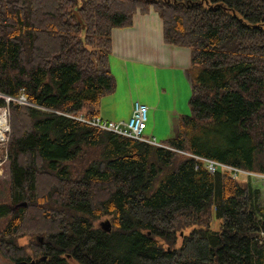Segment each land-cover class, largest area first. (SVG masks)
Here are the masks:
<instances>
[{"label":"trees","instance_id":"obj_1","mask_svg":"<svg viewBox=\"0 0 264 264\" xmlns=\"http://www.w3.org/2000/svg\"><path fill=\"white\" fill-rule=\"evenodd\" d=\"M150 9L194 73L190 115L163 144L264 173V0H0V93L36 106L8 107L0 219L14 264L29 263L16 240L37 224L35 264H264L259 187L70 118L97 116L115 89L112 30ZM102 216L110 232L95 225Z\"/></svg>","mask_w":264,"mask_h":264},{"label":"crops","instance_id":"obj_2","mask_svg":"<svg viewBox=\"0 0 264 264\" xmlns=\"http://www.w3.org/2000/svg\"><path fill=\"white\" fill-rule=\"evenodd\" d=\"M108 64L115 89L100 99L97 116L127 121L139 102L149 107L145 138L163 143L174 137L178 117L189 115L191 56L187 48L165 44L154 10L136 13L131 26L112 30Z\"/></svg>","mask_w":264,"mask_h":264},{"label":"rangeland","instance_id":"obj_3","mask_svg":"<svg viewBox=\"0 0 264 264\" xmlns=\"http://www.w3.org/2000/svg\"><path fill=\"white\" fill-rule=\"evenodd\" d=\"M192 74L194 75L193 72H190V78L192 76ZM11 96H8L6 94L0 93V99H2L4 102H9V104H16V103H12L10 101V99H20L21 97H23L26 101V98L23 94V92H20L18 94V98H10ZM28 102V101H27ZM9 104H6L5 107H2L0 109H3L4 114H6V125H7V130L4 132L3 134V138L0 140V203H5L7 204L9 201V182H10V178H11V167H10V163L8 160V154H7V147H6V143L8 140V133H9V116H8V107ZM28 106L31 107H36L35 105L31 104L30 102H28ZM46 112H49L46 109H43ZM190 115V114H189ZM84 116V115H81ZM73 116H70V118ZM143 136L145 137L146 135L143 133ZM148 139V138H146ZM157 142V141H156ZM160 143V142H159ZM147 144V143H146ZM161 145L165 146L163 143H160ZM166 147V146H165ZM162 148V147H161ZM190 154V153H188ZM193 156H197L194 154H191ZM189 157V156H186ZM200 157V156H197ZM192 158L195 162L200 163L203 166V162L200 159L194 158V157H189ZM202 158V157H200ZM206 159V158H204ZM254 172V171H253ZM259 173V172H257ZM264 174V173H263ZM245 180V177L243 176H238L237 180ZM248 183H251L254 186H257L260 188V185L255 182H252L249 178L246 180ZM263 193V192H262ZM264 194V193H263ZM40 201L38 202V204L35 202V205H39ZM22 204V203H21ZM20 203H18L16 205V207H12V209L15 211L16 209H27L26 206V202H24L23 205H21ZM104 222H109L110 227L112 223V220H110L109 217L107 216H102L100 217L96 222L95 225L97 227H101V224ZM9 223V220H7V218H2L0 219V264H14L13 260L10 259V254L9 252L6 250L5 247V242L8 240L7 235L3 234L2 232L7 228V225ZM43 226L41 225H34V226H29V227H24L22 230H26L27 234H25L23 237H20L16 240L17 246L21 248L22 252L24 253V255L27 253L30 256V260L28 262H37L40 258H42V260L45 259L44 256H37V257H33V251H35V246L32 244H41L43 242V240H45V236L44 234L40 231L42 229ZM219 227V222L218 220L215 218V216L213 217V222L211 221L210 223V229H218ZM39 239H41V242L39 241ZM19 256H20V252H19Z\"/></svg>","mask_w":264,"mask_h":264},{"label":"built area","instance_id":"obj_4","mask_svg":"<svg viewBox=\"0 0 264 264\" xmlns=\"http://www.w3.org/2000/svg\"><path fill=\"white\" fill-rule=\"evenodd\" d=\"M10 98H18V97H10ZM10 101L12 103H16L17 105L28 106L27 100L25 101L23 97H21L20 99H10ZM6 104H9V102H7ZM148 114H149V107L147 105L141 104L139 102H135L133 105L131 116L127 121L113 122V121L104 120L99 116L85 118L81 115L76 117L73 116L71 118L101 131L110 132L119 136L134 139L143 143H147L155 147H162L172 152L183 154L185 156L200 159L203 162V167H205L210 174L216 173L217 170H224L230 173L232 179L237 180L238 176H243L245 177V180H247L248 178L252 182H254L255 180V182H257L260 185L261 188L260 190L264 193L263 173H257L247 169H242L225 163H221L216 160L204 159L197 156H193L188 153L179 152L172 148H167L161 145L160 143H157L154 139H146L143 136V133L144 130L146 129ZM4 118H6V114L4 115Z\"/></svg>","mask_w":264,"mask_h":264},{"label":"bare ground","instance_id":"obj_5","mask_svg":"<svg viewBox=\"0 0 264 264\" xmlns=\"http://www.w3.org/2000/svg\"><path fill=\"white\" fill-rule=\"evenodd\" d=\"M3 109H0V140L3 138L4 132L7 130L6 118H4Z\"/></svg>","mask_w":264,"mask_h":264},{"label":"water","instance_id":"obj_6","mask_svg":"<svg viewBox=\"0 0 264 264\" xmlns=\"http://www.w3.org/2000/svg\"><path fill=\"white\" fill-rule=\"evenodd\" d=\"M75 14V16H76V19H77V21H78V23L79 24H81L82 25V21H81V19H80V17H79V15L77 14V13H74ZM82 27H83V25H82ZM23 205V204H22ZM101 227H102V230H104V231H106V232H110V224H109V222H104V223H102L101 224ZM182 234V233H181ZM39 241L41 242V239H39ZM36 262H29L28 264H35Z\"/></svg>","mask_w":264,"mask_h":264}]
</instances>
